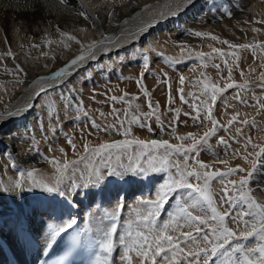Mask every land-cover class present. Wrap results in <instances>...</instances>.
Wrapping results in <instances>:
<instances>
[{
	"label": "snow or ice",
	"instance_id": "snow-or-ice-1",
	"mask_svg": "<svg viewBox=\"0 0 264 264\" xmlns=\"http://www.w3.org/2000/svg\"><path fill=\"white\" fill-rule=\"evenodd\" d=\"M70 5L79 17L90 21L92 27L103 28L104 22L100 20L99 15L92 14L87 5L78 3V0H58L56 8L63 10ZM35 7L41 14L49 10L46 9L41 0H36ZM100 7H103V4ZM116 15L118 13L115 9H109L107 12L108 22L112 23ZM97 21H100L99 25H97ZM124 23H127V21H124ZM260 23H264V21H260ZM55 27L58 38L55 40L47 38L44 41V46L51 48L55 45L67 50L74 42L79 46L77 49L79 54L66 61L63 66L52 71L49 75L35 77L27 84V87L37 86L38 90L35 95L38 99H43L44 96L53 97L45 105L47 111L44 113L46 122L51 124L52 127L47 132L42 131L43 137L49 141H54L57 134L62 133L67 144L76 154L77 145L73 143V137L63 132L60 110L62 107L66 115L74 117L72 123L75 124L79 120L78 114L83 108V101L75 98V89H68L67 94L64 92L57 93V89L66 87L69 81L65 77L70 80L72 76L79 73L85 61L95 60L97 58V47L110 44L111 38L101 32L102 38L100 40H93L85 45L76 35L62 31L59 25ZM254 31H259V29H254ZM189 35L195 37L211 36L213 40L218 39L215 35L201 31H189ZM222 42L229 44L227 40ZM5 43H8L7 37H5ZM32 47L41 49L40 44H33ZM230 47L233 49L252 48L255 51L256 47L264 48V44L256 46L230 44ZM101 51H108V49L102 48ZM140 52L145 72H142L140 74L141 79L136 81L138 85L141 84L145 73L152 74L149 55L143 52L142 49ZM213 52L224 59V64L227 67L228 60L225 59V53L216 48L213 49ZM40 55L53 61L56 59L55 52L41 51ZM157 55L169 61L172 60L171 57H164L162 53H157ZM206 55L208 54L198 53L196 59L203 63ZM228 55L234 57L237 61L239 59L235 52ZM6 58L12 59L13 67L10 68L4 64ZM188 58H192L190 54ZM204 66L207 67L206 64ZM213 66L217 69L220 67L219 64ZM42 67L48 68L49 65L43 64ZM0 69L13 76L16 84L25 83L27 72L22 63L16 62L15 54L10 45L6 52L0 53ZM252 71H255V69ZM240 74L243 76V71ZM164 75L167 76V73H164ZM227 79H232L231 68H228ZM46 81H58L59 83L46 86L43 83ZM260 81L261 83L257 86L264 89V72L260 74ZM179 84L181 86L185 84V77L182 75L179 78ZM244 87L245 85L234 82L227 83L226 88H221L215 83H204L201 95L205 96V99L200 100V97H196L195 99L200 100V103L190 105L195 111V115L193 116L187 112L183 114L189 116L194 124L199 126L202 123L200 117L203 113L205 120L209 121L212 127L205 131L202 136L192 132L179 136L178 139L181 141L179 144H172L165 139L128 138L131 134V123L139 124L141 128L146 127L149 132H153L154 129L148 122L153 116H155L161 133L165 130L166 126L157 114L159 104L153 106L150 94L145 87L143 95L148 98L149 108V112L143 113L145 122L141 123L138 117L133 116L129 122V127H125V120L120 118L119 110L114 106L112 114L116 117V123L101 127L95 119H92L90 121L92 128L109 135L115 132L124 138L111 142L106 141L93 147H90V142H86L83 145L85 154L79 156L78 160L65 162L63 165L56 157L50 158L48 162L56 168L59 174L54 184L38 180L36 178L37 169L27 171L18 169L19 176L24 178L26 175L32 186L42 189L43 192L54 194L51 197L52 204L48 211L44 213L47 219L41 221V228L39 230L21 228L17 232L16 242L20 245L21 250L26 251L33 245H39L38 237L40 232H43L45 243L39 250L40 255L46 254L47 249L58 245L65 235L71 234V240L67 245V251L61 260V264H65V261L67 264H71V261L67 258L78 248L88 251L90 257L88 264H264V203L258 199V197L264 198V187L253 188L254 172L246 171L243 167L228 168L227 171L220 169L212 171L209 170L211 167L209 164L198 158L200 151L209 145L212 137H217L218 143L224 146L227 154V150L231 148V145L228 140L218 136V131L228 132L234 122L239 125H249L247 118L238 119L239 112L230 117L227 125L221 124L212 114L213 106L216 104L219 94H223L227 89H241ZM178 92L181 101L188 104V100L185 99L183 94L184 88L180 87ZM127 95L125 93L119 98L111 96L110 99L114 103H128L125 100ZM136 99H139V97H136ZM235 99L241 104L264 110V103L261 102L262 98L254 93L253 103L251 104L239 94L236 95ZM221 102L225 107L230 106L226 98ZM169 103H172L171 97H169ZM34 106L35 103L30 105L28 110L30 111ZM169 111H175V120L178 121L180 111L171 108H169ZM83 114L84 116L88 115L87 112ZM99 115L103 117L104 113L100 112ZM126 117L127 113H125ZM117 124H119V127H117ZM255 124L256 121L253 120L252 125L255 126ZM37 125L43 130L44 122L41 121L40 117L37 118ZM175 126V121H170L167 125L173 136L176 135ZM235 132L236 136L231 137L233 142L240 144L241 141L237 137H243V147L245 149L249 146L254 149L259 147L257 144L252 143L250 136L244 135L241 127H237ZM184 141H190V143L185 145ZM24 150L26 152L39 151L38 148ZM58 150L65 157L67 156V152L63 147ZM48 151H53L51 144L48 146ZM261 154H264V148H260V152L257 153V155ZM213 155L215 154L213 153ZM233 156H238L243 160L248 158L247 155L238 152H233ZM216 159L219 160V157H216ZM190 160L192 163H189ZM81 162H87L85 163L87 175L84 171L75 167L71 171L73 174L79 172V175L84 178L83 183L78 185L71 182L62 187L61 185L68 178L67 173L70 164L77 165ZM220 163L227 165V160H220ZM12 166L18 168L16 164ZM154 173H162L163 175H150ZM237 173L245 174L240 176L238 180L231 179ZM132 175L140 177L136 181L137 183L144 184L147 180V183L155 188V199L138 198L139 204L143 205L146 211L142 212L139 208H130L123 221L121 217L125 205L124 198L120 194L123 191L122 187H118L115 191V202L108 201L111 210L101 207L97 213L89 214L95 221L93 226L80 228V224L75 217L69 213L66 218L64 208L57 209L55 206L56 203H60L68 208L73 207L74 205L68 199L69 196L73 195V190L78 193L79 189L90 186L99 188V194H102L107 188V183H103L104 181L107 180L108 183L122 185L129 183V179L126 177ZM213 180L224 186L219 192L213 189ZM91 194L95 197L98 193ZM56 196L64 199L56 201ZM221 208H223V211L220 210ZM193 211L200 214L194 215ZM162 215L167 218L161 219ZM228 220L236 225L235 229L228 226ZM185 228L188 230L184 231ZM170 232H176L178 235L173 236L169 234ZM86 235L87 241L85 242L83 237ZM201 241L203 246H201ZM252 244L255 246H251ZM133 253L135 254V260Z\"/></svg>",
	"mask_w": 264,
	"mask_h": 264
},
{
	"label": "bare ground",
	"instance_id": "bare-ground-1",
	"mask_svg": "<svg viewBox=\"0 0 264 264\" xmlns=\"http://www.w3.org/2000/svg\"><path fill=\"white\" fill-rule=\"evenodd\" d=\"M41 2L45 5L46 9H49L44 11L42 14L35 7L36 0H0V53L6 52L10 45L11 50L15 54L16 62L22 63L25 71L27 72L25 83L18 85L16 84L13 76L8 75L0 69V77L6 76L13 78L10 83H6L5 87L0 85V217L1 222L3 221V230H1L2 224L0 223V234L10 242L13 249L17 253L20 250V245L16 242L17 232L19 229L24 228V226H29L33 230H39L41 228V221L47 219V216L44 215V213L48 211L50 205L52 204L51 197L54 195L43 192L42 189L32 186L31 181L26 175L24 178L19 176L18 169L25 171L31 170L30 168H33V165L38 163L37 151L26 152L24 149L37 148L35 144L36 142H46L41 133V128L37 125V118L40 117L41 119H46L44 113L47 109L41 102L45 101L46 104L50 102L49 96H44L43 99H38L35 95L38 90L37 86L29 88L27 87V84L35 77L49 75L52 71L61 67V60L65 63L66 61L72 59L75 55L79 54L77 51L79 46L72 42L69 49H63L61 53L56 55V59L52 62V65L50 63L48 64V68L42 67L43 59H38L40 55L38 53H33L31 40L34 38V33L27 35L26 32L28 29L23 26L41 23L40 26L35 28V31L41 32L42 35L46 36V34L43 33L45 29L49 34H52L50 33V30L52 29V32H56L55 26L59 25L62 31L76 35L82 42L85 43V45L91 43L93 40H100L102 38L101 32L111 38L110 44L100 45L97 47V58L95 60L85 61L84 66L81 67L79 73L72 76L70 80L68 77H65V79L69 82L66 87H59L57 89V93L60 91L67 94L68 89H70L71 86H69V83L75 82V79L82 71L86 68L94 66L95 64L96 66L105 65L107 60L117 58L119 52L121 51L126 54H133L136 52L141 53L140 50L142 49L143 52L150 54V59L153 62L157 59H163L164 61V58L158 56L157 53L165 49L166 55L164 54V57H171L175 61H182L179 62L177 66L170 61L171 64L169 65H171V67L168 74L173 76V78H171L174 79V83L176 82L177 84L181 75H186L188 78L189 90L192 93L191 99L194 100L196 97H200V100H203L205 99V96L201 95L204 84L202 77L206 74L213 73L215 75V81L221 82L219 83L221 85L219 87H225L227 83H236L232 79L227 82L228 75L226 74V69L230 67L231 62L229 59L232 58V56L228 54L235 52L239 57L238 60L245 61L247 53L244 55V52H242L243 49H232L230 46H222V48H220V43L224 40L228 39L235 42L239 41L235 37L234 30H237L236 23L242 25V28L247 27L248 24L255 21L258 24H264L260 23V21H264V0H115L117 3L110 1L107 3L101 0H78V3L86 4L88 10L94 15H98L100 12L98 8L99 3L103 4L102 2H104L102 10L104 7L105 10L99 14L100 20L104 22L103 28L92 27L90 21L84 20L79 17L76 12H73L75 9L71 5L62 10L63 13H66L64 15L57 9V11L53 12L56 8L58 0H41ZM236 6H239L240 9ZM109 9H115L116 13H118L112 23H109L107 20V12ZM236 11L238 12L235 16ZM233 17H236L237 21H234ZM124 21H127V23H124ZM99 24L100 21H97V25ZM8 27L10 29H8ZM177 29L179 30V33L175 36L178 37L175 40V44L161 42L162 36L176 32L173 30ZM199 30L201 32L215 35L218 39L213 40L211 39V36L202 37L203 42L200 45L193 46L190 44L192 47H186L184 45L181 46L180 43L182 42L188 44L196 42L198 38L194 35H189V31L195 32ZM168 32L170 33L167 34ZM5 37H7V44L5 43ZM239 44H241L240 41ZM136 45H138L137 48ZM102 48H107L108 51H101ZM214 48L221 49L225 53V59L228 60L227 67L224 64V59L220 58L218 54L213 52ZM201 52L208 54L204 57L203 63L196 59L197 54ZM189 54L192 57L191 59L188 58ZM33 62H40L42 65L38 67V65ZM4 64L10 68L13 67L11 58H6ZM205 64L207 67L204 66ZM215 64L220 65L219 69L213 66ZM256 64H258L257 60L254 62L252 67V70L255 69V71H252L253 73L251 75L246 74V76H251L253 78L251 83L256 82V78L260 77L261 70L263 69L262 67H256ZM169 65L167 64V66ZM177 71L178 74H176ZM235 76L236 75L233 77ZM198 81L199 83H197ZM209 81L210 82H208V84L213 83L212 78H210ZM43 83L46 86H51L59 82L46 81ZM134 83L131 81L124 83V85H122L123 90L115 92L117 94L121 93L120 95L122 96L125 94V91H129L130 93L134 92V95L128 94L126 97H131L137 108L138 104L140 105L138 118L141 123H144L143 113L148 108V104L146 106V97H141L143 93L141 92L142 94L140 95L137 92L139 90L137 88V90H135ZM176 84L175 86L177 87ZM162 87L167 90V87L165 88L164 85H160L159 81H149L146 89L150 94L153 106L155 107L157 103L159 104L158 112H168L169 108L176 107L175 103L178 102L176 98L179 97L175 90L178 91V88L175 89V87V90L172 91V86H170V91L167 93L164 90L163 93ZM4 89L7 90L5 91ZM140 91L142 90L140 89ZM82 93H80V96H82ZM242 93L245 92L242 91ZM137 96L140 98L139 102H137ZM169 97L174 98L175 102L169 103ZM81 99H83V97ZM81 99H78L77 97V100ZM195 100L198 104L200 103V100ZM146 101H148V98H146ZM229 102V105H232L231 101ZM33 103H35V106L29 111V106ZM168 103L169 106L167 105ZM194 103L196 102L194 101ZM235 105L236 102L233 108L223 109L217 104L216 115L218 116V121L220 123L223 119L224 114L221 115L223 111H227L225 116L226 122L237 112L240 113L238 119L242 120L247 118L246 112L251 111V109L245 107L246 109H242L241 111V108H238L237 110ZM91 111L93 112V109ZM62 113L66 115L64 111H62ZM169 116L170 114L168 115V119ZM202 117H204L203 113L201 115V118ZM148 122L154 129L153 132H149L146 127L141 128L139 124L131 123V134L128 138L143 139L144 137L149 138L150 140L154 135H157L156 126L151 121ZM112 123H116V121H113ZM48 125L49 124L47 122H44V127L46 126L45 128L49 129ZM238 126L240 127L239 124L234 122L229 130L235 131ZM117 127H119V124H117ZM125 127H129V122L125 123ZM89 129H92V127H89ZM246 130V133L252 137L248 126L246 127ZM97 132L100 135L96 136L94 140L92 139L91 143L93 146H98L99 144L108 141L107 139H109V137L117 135L115 132L111 135L99 130ZM21 136L23 137L22 140ZM33 137H35V139H33ZM216 141L217 140H213L211 142V150H218V143ZM54 151L56 152V155H59L58 149H54ZM81 153H84L82 149L80 152L76 151L74 156L76 155L79 157ZM85 163L87 162H81L74 167L84 171L85 175H87ZM189 163H192V161L190 160ZM13 164L18 165V168L13 167ZM214 165L215 164H213V166ZM232 166L233 165H230L229 167L234 168ZM72 168L73 167L70 166L69 172L67 173V179H70L72 182L74 181L78 185L82 184L84 178L79 175V172L73 174L71 171ZM45 170L47 174L36 172V178L44 182L49 180L54 184L58 174L55 173L52 177L51 169L47 167ZM67 179H65V181ZM103 183H108V181L106 180ZM18 185L21 186L18 187ZM140 185L141 184L136 182L134 189L137 188L135 189V193L142 196L145 193V190L144 187H140ZM223 187L224 186L217 181L213 182V189L217 192H219ZM29 188H31V190H29ZM88 188H90L89 190H91V192H87L89 191L87 190ZM84 189L89 198L83 194L79 197L80 199L75 198L73 195V197H68L74 205L73 207L68 208L66 205L57 203L55 205L57 209L62 207L64 208L66 218L69 213L71 216L75 217L80 224V228L93 226L95 221L89 214L97 213L101 207L109 208V210H111V206L108 204V201L115 202L116 199L115 195L108 197L106 189L102 195H96L95 197H93L91 193H96V191H94L96 188L85 186ZM59 198L60 201H62V197L59 196H56V201ZM88 200L90 204L88 203ZM90 205H93V207L89 209L88 207ZM131 208H139L142 212L146 211V208L139 203L134 204ZM221 211H223V208H221ZM128 213L129 209L126 208L121 219H124ZM227 224L233 229L236 228V225L233 224L231 220H228ZM87 235L84 237L85 242L87 241ZM38 238L41 246L43 247L45 243L44 233L40 232ZM251 246L255 245L252 244ZM132 255L135 260V254L133 253ZM89 258L88 253V257L81 264H85ZM1 261L0 257V264H2ZM21 264L26 263L22 261Z\"/></svg>",
	"mask_w": 264,
	"mask_h": 264
},
{
	"label": "rangeland",
	"instance_id": "rangeland-1",
	"mask_svg": "<svg viewBox=\"0 0 264 264\" xmlns=\"http://www.w3.org/2000/svg\"><path fill=\"white\" fill-rule=\"evenodd\" d=\"M101 1H105L107 3L109 1L113 2V3H117V2H115V0H101ZM102 3L104 5V2H102ZM100 5L101 4L99 3L98 8H99L100 12L98 13V15L102 11L105 10V7L102 10V7H100ZM236 7L238 9H240L239 6H236ZM56 9L57 8H55L53 12L58 10V9L57 10ZM59 11L62 12V10H59ZM73 12H75V11H73ZM237 12L238 11H236L235 16H236ZM62 14L65 15L66 13L62 12ZM217 17H219V16H217ZM227 19H229V18H227ZM233 20L237 21V18L233 17ZM40 24L41 23H38L36 25L32 24L29 26H23V27H26L28 29V31L26 30L27 35H31V33L32 34L34 33V38L31 40L32 41L31 44L32 45L33 44H40L41 45V49L33 48V53H38L39 55H40L41 51H49L50 53L55 52V55H57L58 53H61L63 48L56 47L54 45L51 48H47L44 46V41L47 38H52L53 40H55L58 38V33L54 32V31L52 32V29H51L50 33H52V34H49L48 31L45 29L43 31V33H45L46 36H44V35H42L41 32L35 31V28L40 26ZM236 26H237V30H234L235 31V37H236V39H238L241 42V44H249V45H253V46L264 44V24H258L255 21V22L248 24L247 27H245V28H242V25H240L238 23H236ZM248 26H251V27H248ZM8 29H10V28L8 27ZM254 29H259V31H254ZM173 31H176V32L169 34L171 32L170 31L167 33L169 35L162 36L161 42H163V43L169 42L171 44H175V40H176V38H178L175 36L179 33V30L177 29V30H173ZM197 38H198V40L194 43L188 44V43L182 42L180 44H181V46L184 45L186 47H190L191 46L190 44H192L193 46L200 45L203 42L202 37H197ZM227 41H229V44H225L222 42V43H220V46H221L220 48H222V46L229 47L230 44L239 45V41L235 42V41H230L228 39H227ZM206 45H204V46H206ZM137 46L138 45H136V48H137ZM207 46H209V45H207ZM136 48H134V49H136ZM165 52H166V50L163 49L159 53H162L164 56ZM242 52H244V55L247 53L245 61H240V60L237 61L234 57H232L229 59L231 64H230V67H228V68H231L233 70L232 71V74H233L232 80L235 81L236 84L245 85V87L241 88V89H227L223 94H219L217 102L213 106L212 114H213V117L216 120H218V116L216 115L217 104L220 105L223 109H225V108H233V106L236 102L235 108H237V110H238V108H241V111H242V109H246L245 107L250 108L251 111H247L246 116H247V119L249 120V125H247V126L250 128V132H251L252 137L246 133L247 132V130H246L247 126L240 125V127L243 129L244 135L250 136L252 139V143L257 144L259 147L254 149L251 146H249L247 149H245L243 147V143H244L243 137H237L241 141L240 144H237V143L233 142V140L231 139L232 136H236L235 131L229 130L228 132H224L223 130H220L218 132V136L223 137L225 140H228L230 145H231V148L227 150V154H226V150H225L224 146L218 143L217 137H212L213 139L212 138L210 139L209 145L204 150L200 151L198 158L201 161H203L204 163L209 164L211 166L209 170H212V171L217 170V169L227 171V169L230 168L229 166L233 165L232 167H234V168L239 166V167H243L246 171L254 172V180L252 183V187L258 188V187H264V154L257 155V153L260 152V148H264V136H263L264 135V110H260L256 107H251L248 105L241 104L235 99V97L237 94H239L242 98L247 99L249 101V104H251V103H253L252 97H253V93H254L256 96H260L262 98L261 102L264 103V89H261L257 86L258 84L261 83L260 77L256 78V82L251 83L253 78L251 76H246V74L251 75L253 73L252 67H253V64L256 60H257L258 64H256L255 66L256 67H262L263 69L261 70V73L264 72V48L256 47L255 51H253L252 48H244ZM148 55L150 58V54H148ZM38 59H43L42 64H50L51 63V65H52L53 64L52 62H54L53 60L42 57L41 55ZM109 60L106 61V64L104 63L105 65H100V66L97 65L96 66V64H95L92 67L86 68V70L82 71L78 75V77L76 78L77 80L75 79V82L69 83V86L71 85L70 89H76L75 90V98L77 99V97H78V99H81L83 97V99H81L83 101V108H82L81 112L78 114L79 120L75 124L72 123V120L74 117H72L70 115H64L62 113V111H63L62 107L60 110V118L63 121V125H62L63 132H66L69 136L73 137V143H75L77 145V149H76L77 152H80L81 149L84 151L83 145H84V143H86L88 141L90 142V147H93V144L91 143L92 139L94 140V138L96 136L100 135L97 132L98 131L97 129H94V128L89 129V127H91L90 121L92 119H95L96 122L98 124H100L101 126H105L106 124H110L113 121H116V117L112 114L113 113V106L119 110L120 118L124 119L125 123L130 122L132 120L133 116L139 117L140 105L138 104V108H137V106L133 103V99L131 97H125V100L128 101V103H114L110 99L111 96H116L117 98L121 97L122 96V95H120L121 93L117 94L115 91L119 92V91L123 90L122 85H124V83H127L129 81H131L133 83L135 82L134 88H135V90H137V89L139 90L137 92L140 95L143 93L144 88L145 87L147 88V84H149V81H159L160 85H164L165 88L167 87L166 88L167 90L163 89V87H162L163 93H164V90L167 93L169 92V86H172V91H174L177 88L179 89L180 87L184 88L183 94H184L185 99L188 100V104H185L181 101L179 92L175 90V92L179 98H176V100L178 101V102L176 101L177 103H175L176 107L171 108L174 110L178 109L180 111L178 121L175 120V116H176L175 111L158 112L157 114L160 116L161 121L165 124L166 127H165L164 132L161 133L159 127L157 126V121L155 119V116H153L150 121L156 126V130H157L158 134L154 135L151 139H165V140H169V142L172 144H179V143H181V141L178 139L179 136L187 135V133H189V132L196 133V134H198V136H202L205 131H207L209 128L212 127V125L209 121L204 120L205 119L204 117H202V118L200 117L202 123L199 126H197L194 124L193 120L189 116H185L183 114V113L187 112V113H191L194 116L195 111L193 110V108L190 105L194 104V101L196 102V104H198V103L195 99L194 100L191 99L192 93L189 90L188 78L186 75H184L185 84L183 86H181L179 84V80L177 81V84H176V82L174 83V79H172L173 76L168 74V71L170 70V67H171V65H169V64H171V62L168 59H164V61H163V59H157L153 62L150 59V71L152 74L149 75V74L145 73V75L142 79V82L139 85L136 83V81L140 80L141 79L140 74L142 72H145V70L142 66V55H141V53L136 52L133 54L132 53L126 54L125 52L121 51V52H119L117 58H113V59H109ZM171 61L176 66L180 62V61H175L173 59ZM33 63L37 64L38 67L42 65L40 62H33ZM63 63H64L63 60H61V66H63L62 65ZM167 64L169 66H167ZM237 64H238V67H237ZM165 68H167V69H165ZM227 69H226V72H227L226 74L228 75ZM241 71H243V73H244L243 76L240 74ZM164 73H167V76H165ZM234 73H236V74H234ZM176 74H178V71L176 72ZM234 75H236V76L233 77ZM214 76L215 75L213 73L206 74L205 76L202 77L203 83L210 82L209 80H210V78H212L213 83L217 84L218 86H221L219 84L221 82H216L214 79ZM12 80H13V78L2 76V77H0V85L5 87L6 83L7 84L10 83ZM229 81L230 80H227V82H229ZM142 83H143V88H142ZM175 84L177 85V87L175 86ZM135 85H137V86H135ZM75 87H77V88H75ZM221 88H226V86L221 87ZM140 89L142 91H140ZM242 91H244L245 93H242ZM58 92H60V91H58ZM80 93H82L81 94L82 96H80ZM124 93L134 95V92L130 93L129 91H125ZM143 96L144 95L142 94L141 97L143 98ZM93 97H94V99H93ZM49 98L51 100L52 96H49ZM225 98L227 99V103L229 101H231L232 105L225 107V105L221 102ZM139 99H137V102H139ZM171 99L173 100L172 102H175L174 98H171ZM191 100H193V101H191ZM168 102H169V100H168ZM41 103L44 106L46 105L45 101H42ZM145 103L147 106L148 101H146V98H145ZM178 103H181V104H178ZM229 103H228V105H229ZM167 105L169 106V103ZM171 107H172V105H171ZM92 109H93V112L91 111ZM84 112H87L88 115L84 116V114H83ZM100 112L104 113L103 117H101L99 115ZM147 112H149V108H147L144 113H147ZM226 112L227 111H223L221 113V115L224 114L223 119L221 120V124H224V125H227V124H225V123H227L225 120V116L227 114ZM125 113H127L126 118H125ZM168 113L170 114L169 119H168V115H169ZM165 114H168V115H165ZM201 115H202V113H201ZM253 120L256 121L255 126L252 125ZM41 121L46 122V119L42 118ZM170 121H175V124H176V126H175L176 135L175 136H173L171 134V130L167 127V125ZM204 121H206V122L203 123ZM48 126H49V128H51L52 125L49 124ZM45 127L43 128V130L41 129V133H42V131L47 132L48 128H45ZM89 133H91V135H89ZM123 138L124 137H122L120 135H115L113 137H109V139H107V140H108V142H111L113 140L123 139ZM45 140H46V142H41V143L36 142L35 143L36 147L39 149V151L37 152V162L38 163L34 164L33 165L34 167L30 168V169H37L38 170L37 173L47 174L45 169L47 167H49L52 171V177H53V174H55V173L58 174L56 168L51 163L48 162L49 159L52 157H56L60 161L61 165H63L65 162L75 161L76 159L79 158L76 155L74 156L72 149L67 144V141L64 139L62 133H58L54 141H49L47 139H45ZM143 140H149V138L143 137ZM213 140H217L216 141L218 143L217 144L218 145L217 151L211 150V148H210V144ZM183 143L185 145H187L190 143V141H184ZM49 144H51V148L53 149V151H48V145ZM60 147H63L65 149V151L67 152L66 157L63 154H61L60 151L58 152L59 155H56V152L54 151V149H59ZM233 152L245 154V155H247L248 158H247V160H243V159L239 158L238 156L234 157ZM213 153L215 155H213ZM83 155H84V153H81L80 156H83ZM216 157H219V160H217ZM220 160H227V165L220 163ZM213 164H215V165L213 166ZM70 166L74 167L75 165L70 164ZM70 166H69V168H70ZM244 174L245 173H237L236 175L232 176L231 179L238 180L240 178V176H242ZM150 175L160 176L163 174L162 173H154V174H150ZM126 178L129 179V183L122 184V185H117L115 183H107L108 187L106 188V192H108L107 194L109 197V196H112L115 194V191L117 190L118 187H122L123 191H121L120 194L124 198V205H125L124 210L126 208L130 209L134 204L139 203L138 198L142 197L144 199H155V188L152 185H149L147 183V180H145L144 184L140 185V187H144V190H145V193L142 196H140L139 194L135 193L136 192L135 189H137V188L134 189V186L136 185L135 181L140 179V177L132 175V176L126 177ZM215 181L216 180L212 181V187H213V182H215ZM51 182L52 181L47 180V183L50 184ZM71 182L72 181L70 179H67L66 181H64V184L61 186L63 187V186H65ZM54 183H55V181H54ZM153 183H155V181H153ZM51 184H53V182ZM89 189L90 188H88L87 190H89ZM94 191H96V193H98L97 195H100L99 194V188H96ZM87 192H91V190H89ZM82 194L86 195L84 187L79 189L78 193L76 190H73V196L75 198H79ZM73 196H69V197H73ZM86 196L88 197V195H86ZM61 199L63 200L64 198L62 197ZM258 199H260V202L264 203V198L258 197ZM57 201H60V198ZM88 203H89V200H88ZM57 204H60V203H57ZM92 207H93V205H90L88 208L90 209ZM166 209H167V205H166ZM168 210H171V209H168ZM195 213H197V212H194L193 214L194 215L200 214V213H197V214H195ZM166 218L167 217L163 216V215L161 217V219H166ZM122 221H123V218H122ZM2 222H1V217H0V223L2 224ZM227 223H228V221H227ZM2 226H3V224H2ZM2 229H3V227H2ZM187 230H188L187 228L184 229V231H187ZM169 234H171L173 236L178 235V233H176V232H170ZM201 246H203V242H202Z\"/></svg>",
	"mask_w": 264,
	"mask_h": 264
}]
</instances>
